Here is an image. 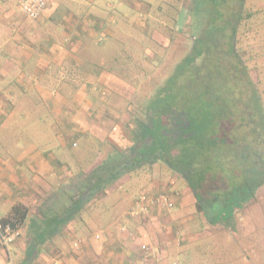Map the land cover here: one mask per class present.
<instances>
[{
    "label": "crops",
    "instance_id": "0c3cea01",
    "mask_svg": "<svg viewBox=\"0 0 264 264\" xmlns=\"http://www.w3.org/2000/svg\"><path fill=\"white\" fill-rule=\"evenodd\" d=\"M157 2L50 0L42 17L32 20L19 11L18 0H0V217L8 219L18 205L26 209L22 236L1 252L0 264H264V186L258 199L239 211L232 229L199 211L185 183L172 192L174 183H164L155 167L152 180L141 187L168 191L173 209L153 204L147 214L130 219L119 211L129 193L121 184L124 195L100 198L98 208L88 204V215L66 213L69 190L85 171H74L75 164L83 166L74 147L81 148L90 133L93 144L86 152L104 140L97 129L111 116L109 96L118 91L115 83L121 84L99 49L112 40L121 44L128 38L120 34L123 28L143 29L161 6L170 5ZM201 2L177 0L178 27L190 20L195 25ZM258 7L264 16V0ZM198 11L200 19L203 9ZM97 88L108 96H96ZM32 126H40L34 141L21 143ZM98 159L86 161V168ZM127 220L131 231L123 227ZM76 240H82L79 248Z\"/></svg>",
    "mask_w": 264,
    "mask_h": 264
},
{
    "label": "trees",
    "instance_id": "16d2710c",
    "mask_svg": "<svg viewBox=\"0 0 264 264\" xmlns=\"http://www.w3.org/2000/svg\"><path fill=\"white\" fill-rule=\"evenodd\" d=\"M228 1L202 0L196 7L205 12L198 31L190 20L186 27L190 31L181 32L184 25L175 32L179 12L177 5L176 9L169 5L167 10L160 7L144 24L145 30H137L139 41L130 43L133 33L122 38L121 47H130L129 53L104 66L117 72L128 91L137 89L143 101L122 112L125 120L119 140L98 141L110 145L107 154L87 157L88 162L99 159L73 184L68 216L116 192L133 172H151L158 164L180 175L197 209L225 228H235L239 211L258 199L264 186V88L258 69L251 67L240 44L244 23L255 19L260 25L264 16L262 10L252 8H258V0H230L231 7ZM158 35L164 38L165 52L182 40L189 50L154 82L152 73L139 69V58L151 50L149 39L156 40ZM155 62L162 67L165 60L158 56ZM132 67L138 71L132 73ZM68 216L65 221L70 220ZM25 217L26 209L18 205L8 219L22 223Z\"/></svg>",
    "mask_w": 264,
    "mask_h": 264
},
{
    "label": "rangeland",
    "instance_id": "374dc122",
    "mask_svg": "<svg viewBox=\"0 0 264 264\" xmlns=\"http://www.w3.org/2000/svg\"><path fill=\"white\" fill-rule=\"evenodd\" d=\"M160 1L161 0H158L157 3H159ZM236 1H238V0H236ZM254 1H256V0H246L247 3H249V2L253 3ZM176 2H177V0H170V2H169L170 9L171 8L176 9ZM232 3H233V1H230V0L228 2H226V4L228 6H230V7L232 6ZM227 5H226V7H228ZM252 8L258 9L259 7L258 8L257 7H252ZM167 9H168V7L164 6V10H167ZM169 11L170 10L167 11L165 16L167 14H169L168 13ZM203 13L205 14V12H203ZM149 17H151V16H149ZM193 18H194V16H193ZM198 20H200V19H198ZM198 20H196V22H195V28L197 29L196 31L199 30V26H202V20H200V21H198ZM148 22L145 21V23H147V24H148ZM256 22H257V20L250 19L249 21H246L244 23L246 25H245V29H242V31H241V34L243 36L241 37L242 44H240V46H241L240 50L242 51V53H244L245 58H248V60L250 61L251 67L254 70H255V68L258 69L259 72H257V75L260 74V75H258L259 76L258 80L259 79L261 80L260 86H261V88H264V27H262L263 26L262 25L263 21H261L260 25L258 23H256ZM211 24H213V26H215V27L218 26L217 23L211 22ZM149 25H151V23H149ZM192 25H193V23H192ZM248 25L251 26V29L246 30ZM188 26H189V24H186L185 28H183V29L181 28L182 30L180 29V31L181 32L190 31V29L186 28ZM146 28H148L147 25H146ZM152 28L153 27L151 26V28L147 29L149 31V33L153 32ZM195 28H192L193 31H195ZM163 29H167V27H165ZM175 29L176 30L173 29L175 32L179 31V27L175 28ZM143 30H145V29L139 28L138 32L139 31H143ZM132 33H133L134 36L130 35ZM149 33H147V34H149ZM120 34L123 35V36H124V34H126L127 36L130 35L131 38H132L130 40L131 42L140 40L139 38H137V40H136L135 36L138 33H137V29H134V28L130 29V30H128L127 28H123L120 31ZM156 38H157L156 40H154L153 38H152V40L149 39V43L150 44H148V45H150L149 48L151 50L144 53V49H142L141 51L145 55L143 54L142 55L143 58L142 57L139 58V63L141 64L140 65L141 68H139V69L146 70V71H149L150 73H152L153 78H154V82L159 81V79L161 77H163L166 74H168L170 72L172 63L178 61L179 59H181L180 57H182L184 55V53H186L189 50V44L186 43V41L182 40L181 43H178L177 46H174L175 48L173 50H170V48H169L167 50V52H165L164 47H163V42H165L163 40L164 39L163 36L158 35V36H156ZM147 42H148V40H147ZM177 42H179V41H177ZM166 44H168V43H165L164 45L167 46ZM121 46H122L121 44H117V42L112 40V42L109 45H103L99 49L101 55H104V56L107 57L105 60H103L104 64H106V65L108 63H112L113 64V60H114L113 58L114 57H116V56L117 57L118 56L121 57L123 54H126L127 52L129 53L130 47L127 46V47H123L122 48ZM110 48H112V49H110ZM123 52H125V53H123ZM113 53H114V55H113ZM158 56H159L160 59H164L165 60V62L163 63L162 67L160 65H156L155 59ZM163 67H164V69H163ZM130 69L132 70V73L138 71L134 67H132ZM254 73L256 74V71ZM115 85H116L115 89H117L118 91H113L112 90V93L109 96L108 107L106 108V109H108L110 111L111 116L107 117V120H105L106 122L104 124H102L97 129L99 131L100 135L105 136L104 140L105 139H107V140H119L120 137H121V134H122L121 128H123L122 120H123V118L125 120L124 113L123 114H121V113L124 110H126L128 107H130V106L131 107L129 109L134 107L135 103L138 105L139 103H141L143 101V97L140 94V92L137 91V89H132L131 88V91H128L127 90L128 84L126 85V84H123V83H121V84L120 83H118V84L115 83ZM102 90H99L97 88L95 90L96 96H100L101 98H103V97L106 98V95L108 96L109 92L105 91V92L101 93ZM107 116H109V114H107ZM39 127L40 126H32L31 129H30L31 132L29 133V135L27 137H25V138H23V140H21V143H24V142L32 143L34 141V140H32L33 136H35V134L37 132V128H39ZM92 140H93V134L90 133V134L86 135L85 139H83L81 148H75L74 147V154L76 155L77 153H79V155L81 157H79V158L76 157V158H77V160L81 159L80 161H82L81 164L83 165V166L79 167V165L75 164V167H74L75 168L74 169L75 172H78L79 168L82 169V170L89 169V168H86V166H87L86 165L87 164L86 161H87L88 158H87V156L85 154L95 156L96 154H99V153L103 152L106 155L107 152L109 151L110 145H108L107 143L100 144L99 142H97V145H98L97 148H94V147H92L90 149L87 148L88 151L86 152L85 151L86 145H88V146L92 145L93 144ZM104 140H102L101 142H103ZM40 141L41 140H39L36 143L39 144V143H41ZM46 141H47V139H45L42 142V144L45 143ZM52 142L53 143L51 144V149H53V152L56 153V151H57V149H56L57 142L55 140H52ZM115 142H117V141H115ZM63 154H64V152L60 151V153L57 155V157L59 156L58 157L59 160H61V158H62L61 156H63ZM83 155H85V156H83ZM67 157H68L67 159L71 161V156L69 154H67ZM88 163H90V161ZM155 168H157V172L160 174V177H161V179H162V181L164 183H168V184L170 182L174 183L173 187H172V192H177L178 187L184 185L185 182L183 181L182 177H180V175L172 172L168 167H166V165L158 164V165H156ZM155 168H154V172H155ZM90 169H92V168H90ZM152 175H153V169H152L151 172H149V171H144V172H140L139 171L138 173L133 172V174L131 176V184L130 185L126 184V187H125V189L128 188V192H129V193H127L128 194V199L123 200L120 205L119 204H115V206L119 205V211H121V212L125 211L127 213V215L129 216L128 211L133 208L134 201H135L134 200L133 203L131 202V200L134 198L133 194L136 193V192L139 193L140 191L144 190V187H141V186H143L146 183V181L152 180V179H148ZM70 191H71V189L69 190V195L71 194ZM149 191H151V190H149ZM58 192H60V191H58ZM124 192H125L124 189L123 190L120 189L118 191V193H117V194H119L118 198L121 195H124L125 194ZM154 193H158V192H154ZM55 194H58V193H55ZM53 195H54V193L52 194V196ZM169 195H170V193H169ZM56 198L57 197L53 198V200H55V202H54L55 206L58 205L57 204L59 202L58 200H60L59 198H57V199ZM63 198H65V197L63 196ZM136 198L137 197H135V199ZM47 199H51V198H47ZM114 199L115 198H111V199H108V200L112 201ZM117 203H119V201H117ZM96 207L98 208L97 205L94 206V208H96ZM88 212H90V210H88V211L83 210L80 213L88 215ZM130 219H131V217H130ZM13 261H14V259H13Z\"/></svg>",
    "mask_w": 264,
    "mask_h": 264
},
{
    "label": "built area",
    "instance_id": "2783aa9c",
    "mask_svg": "<svg viewBox=\"0 0 264 264\" xmlns=\"http://www.w3.org/2000/svg\"><path fill=\"white\" fill-rule=\"evenodd\" d=\"M50 0H18L17 7L19 11L28 19L37 20L42 17ZM153 204L171 210L174 207L173 201L167 191H160L158 193L149 190L143 191L134 201V206L128 211L129 217L136 218L139 215L147 214ZM128 221L124 224V229L131 231L128 226ZM22 236L21 223L13 219H2L0 217V254L8 250L9 247L17 242ZM100 235H97L99 237ZM80 241L76 240L74 246L79 248ZM144 250L148 251L146 244L142 245Z\"/></svg>",
    "mask_w": 264,
    "mask_h": 264
}]
</instances>
